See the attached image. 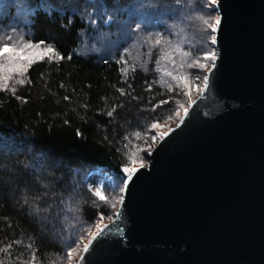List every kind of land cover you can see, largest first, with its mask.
Instances as JSON below:
<instances>
[{"label":"trees","instance_id":"trees-1","mask_svg":"<svg viewBox=\"0 0 264 264\" xmlns=\"http://www.w3.org/2000/svg\"><path fill=\"white\" fill-rule=\"evenodd\" d=\"M9 1L0 0V11L9 8L0 26L18 16L16 0L11 8ZM17 1L30 12L25 39L44 40L64 59L33 64L24 85L0 91V260L29 264L36 249V264H67L71 240L81 244L98 214L114 219L121 204L113 213L106 192L105 202L92 194L89 177L100 173L113 185L126 179L122 169L130 164L133 144L153 149L147 143L152 124L175 118L195 77L204 85L213 65L202 61L206 67L200 68L195 62L215 44L202 36L189 40L197 11H204L192 0ZM29 3L41 5L40 11L27 8ZM109 8L118 11L123 46L118 43L115 55L84 53L95 37L91 21ZM179 47L191 59L187 84L173 79L178 71L185 76L174 71L184 57Z\"/></svg>","mask_w":264,"mask_h":264},{"label":"water","instance_id":"water-1","mask_svg":"<svg viewBox=\"0 0 264 264\" xmlns=\"http://www.w3.org/2000/svg\"><path fill=\"white\" fill-rule=\"evenodd\" d=\"M215 7L207 87L82 264H264V0Z\"/></svg>","mask_w":264,"mask_h":264},{"label":"rangeland","instance_id":"rangeland-1","mask_svg":"<svg viewBox=\"0 0 264 264\" xmlns=\"http://www.w3.org/2000/svg\"><path fill=\"white\" fill-rule=\"evenodd\" d=\"M195 1L194 4H197L198 6L202 5V7L204 8V11L202 13H204V15L202 16V13L198 12V22L196 23V28H193V33L191 35V37L189 38V40H191L192 38L197 39L200 36H202L203 38L205 37V40H211L212 36H214V33L211 32V30L207 27V24H205V21H209L211 22L212 19L217 15L216 11H212V8L215 7V5H212L209 3V0H192V3ZM20 2V1H19ZM17 0L15 1L16 4V8H18V16L16 17V19H9L8 23H3L2 26H0V42H8L7 37H12V42L18 43L20 40H23L24 42H27V40L25 39V37H27L28 35V31L27 29V25H29V21L28 18L25 19V17H28L27 15H29L28 13H30L26 8L22 7V5H20ZM217 2V0H216ZM9 7L11 5V0L8 3ZM11 8V7H10ZM22 11V13L20 12ZM105 11V12H104ZM104 11H102V15L101 16H97L98 18L95 19L97 21V23L95 25L92 24L93 29H94V39L88 40V44H90L89 46H84L83 51L86 54H97V55H104V54H109V55H115L117 48H118V43L120 41V36H119V31H118V11L116 9H105ZM19 12L21 13V15L19 14ZM9 15V8L0 11V18L2 19V21L5 19L4 16H8ZM111 16L112 19L108 21V23H104L105 20L108 19V17ZM104 17V18H103ZM194 25H195V20H194ZM18 27V28H16ZM101 34H103L104 36L107 37L106 40H98L97 37L100 36ZM182 48L179 47V49L177 50V53L181 56L183 55L184 57H179V59L177 60V67L174 69L177 70H181V72H185V76L189 77L190 73L189 71H185V68L188 67L189 68V62L191 59H189V56H185L182 52H181ZM204 51H210V49L206 50L205 48H203L202 54L199 55L200 61L202 62V56H203V52ZM216 54V51L213 50ZM176 53V55H177ZM211 64L213 65L214 61H211ZM187 64V65H186ZM210 64V66H212ZM174 71H170L173 75ZM181 76H183V74L181 73ZM175 77H180L179 76V71L175 73ZM18 77H14L9 79L8 81V89L9 88H13L15 87L18 83ZM197 79H194L193 84L192 85V90L190 92L189 95H186V100L184 102V107L177 113V115L175 116V118L172 121L163 123V124H158V127L156 128H152V131L154 133V135L157 137V139L155 141H153L152 136H149V139L147 141V143H150L151 147L154 148L159 141H157L159 139V134L160 133H168L171 129L175 128L180 121L182 120V118L185 116L184 115V109L187 108V105L189 102H193L195 101L197 98L200 97L201 93L203 92L205 86L202 84H197ZM174 82L177 83H184V81L179 80V79H175ZM199 86L200 90H197L196 86ZM1 91V90H0ZM188 98V101H187ZM188 110V108H187ZM146 143V144H147ZM152 150L150 149H144L143 147L139 148L138 144H133V147L131 149V157L135 158L137 160H142L143 161V166H147L148 164V160H149V153ZM130 159H129V163H130ZM130 165V164H129ZM138 168L140 167L139 165H136ZM110 185V186H109ZM108 186V188L106 187ZM88 188L90 189V191L92 192V194H94L95 190L97 188L102 189L103 192L108 194V200H109V205H115L114 207L111 206L112 209H110L111 211H113V213H115L117 211V207L119 206V197L121 196V192L120 189H118L117 191H113V184H111L110 182H108L105 177L100 174V173H94L92 174L89 179H88ZM110 188V189H109ZM125 191V190H124ZM123 191V192H124ZM123 194V193H122ZM119 210V209H118ZM118 212V211H117ZM115 215V214H114ZM110 218H104L102 221H99L100 223L104 224V225H108L110 224L114 219L113 216ZM96 226L97 223L88 227L87 231H88V235L87 237L82 241V243L80 244V249L82 250L83 245L85 243L88 242V238H89V233L90 232H95L96 231ZM81 254H84L81 252H77L74 254V256L69 259L67 264H78L79 260V256Z\"/></svg>","mask_w":264,"mask_h":264},{"label":"snow or ice","instance_id":"snow-or-ice-1","mask_svg":"<svg viewBox=\"0 0 264 264\" xmlns=\"http://www.w3.org/2000/svg\"><path fill=\"white\" fill-rule=\"evenodd\" d=\"M209 3L212 5H215L216 0H209ZM27 8H35L36 11H40L41 5L38 3L33 4L29 3ZM44 8L51 11L52 5H44ZM212 11H215V8H212ZM47 14V13H46ZM27 19V17H25ZM112 17L109 16L107 20L104 21V23H108L109 20H111ZM91 23L95 25L97 23L96 20H92ZM205 24H207V27L211 30L212 33H215L221 24V20L219 16H216L212 19L211 22L205 21ZM136 28L139 29L140 25L137 24ZM82 30H78V36L80 35ZM135 31V29H133ZM98 40H106L107 37L101 34L97 37ZM8 42H0V90H8V81L11 78L18 77V83L20 85L25 84V76L28 73V70L32 67L33 64H36L41 61L47 60L49 63H54L56 61H61L64 59L63 55H60L58 53V50L51 45L46 46V42L44 40H29L27 42H24L23 40H20L18 43L12 42V37H7ZM156 44L160 43V40L157 39ZM211 44L216 43V38L212 36L210 40ZM119 46H123V41L119 42ZM127 51V49H125ZM216 58V54L214 51H204L202 59L203 61H214ZM126 63V61H124ZM107 63V61H105ZM117 64L121 63V59H118L116 61ZM195 65L204 68L206 67V64L202 63L200 60H197L195 62ZM192 65H190L191 67ZM124 72H127L128 69H123ZM169 76H172V73H167ZM173 79H179L185 82L187 84L188 77L180 76V77H173ZM195 79H199V77H195ZM204 86L207 87L208 84V77L204 76L203 78ZM197 90L199 89V86L197 85ZM171 87H169V91H171ZM192 90V85L188 84L185 95H189ZM16 89H12L13 94H15ZM65 100L68 99L67 96L64 97ZM161 103H167V101H162ZM182 107V106H181ZM108 115L111 117L113 115L112 112H109ZM184 115L185 117L188 115L187 108L184 109ZM183 122V121H182ZM158 127L157 123L152 124V128ZM168 133H160L159 139L163 140L165 136H167ZM153 141L157 139V137L154 135L152 137ZM143 166L142 160H137L135 158L130 159V165H125L122 169L123 174L126 176V179H121L119 184L113 185V191L116 190V188H119L121 192H123L127 187L128 183L127 181L132 178V176L138 171V167ZM94 196L98 198L100 202L106 201V196L102 189L97 188L94 192ZM36 199H39L37 197ZM119 202L123 203V197H119ZM27 203V201H26ZM115 206L114 204L112 205ZM51 207L50 205L48 206ZM36 211L39 212L40 208L36 207ZM31 215V213H29ZM104 219L103 213L98 214V222L96 226L95 232L89 233L88 242L83 245L82 250L80 249V240L79 239H72L71 243L67 246L66 250V256L67 258L71 259L75 253L81 252L82 253H88L90 248L92 247L93 243L98 240L100 236L103 235L104 231L108 228V225H104L100 223L99 221H102ZM13 243H16V241H13ZM9 248H11V245H8ZM29 248H31V244L28 245ZM36 249L32 250L31 256L29 257V264H36V255H35ZM15 259L19 260L20 257H15ZM85 257L83 254L79 256V260L82 264ZM0 264H3V261L0 260Z\"/></svg>","mask_w":264,"mask_h":264}]
</instances>
